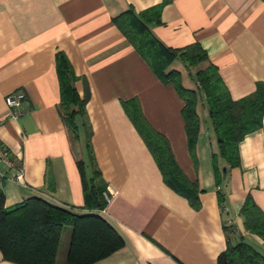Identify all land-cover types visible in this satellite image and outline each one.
Returning a JSON list of instances; mask_svg holds the SVG:
<instances>
[{
	"label": "crops",
	"instance_id": "0c3cea01",
	"mask_svg": "<svg viewBox=\"0 0 264 264\" xmlns=\"http://www.w3.org/2000/svg\"><path fill=\"white\" fill-rule=\"evenodd\" d=\"M158 6V14L150 12ZM130 10L150 12L147 27L163 46L182 49L198 43L206 52L208 62L191 73L180 60L170 65L180 72L184 88L196 90L194 75L208 65L217 69L235 101L264 85V0H0V144L14 164L13 169L0 166L5 207L38 197L78 215L92 213L78 168L83 162L91 178L87 141L85 160L78 157L82 129L100 173L96 184L104 188L103 195L116 192L104 210L93 213L124 240L122 248L93 264H216L228 245L240 241L264 256V240L245 229L240 215L247 196L264 214V115L262 127L239 143V166L231 168L219 155L200 98L194 164L183 101L172 85L158 80L115 25L114 19ZM58 53L71 65L78 95L86 98L85 116L76 118L78 140L59 113ZM15 92L24 99L21 113L11 117L15 109L5 99ZM131 100L167 139L187 179L198 183V210L165 185L124 112L122 103ZM18 170L19 182L14 179ZM69 239L70 229L61 234L55 264H64ZM0 264L16 263L0 252Z\"/></svg>",
	"mask_w": 264,
	"mask_h": 264
},
{
	"label": "trees",
	"instance_id": "16d2710c",
	"mask_svg": "<svg viewBox=\"0 0 264 264\" xmlns=\"http://www.w3.org/2000/svg\"><path fill=\"white\" fill-rule=\"evenodd\" d=\"M161 6L150 10L160 11ZM149 11L142 15L127 11L114 19L115 25L136 52L147 62L154 75L164 85H172L183 101L181 116L189 154L196 159V141L200 129L197 103L203 98L209 121L219 149V155L231 168L239 166L238 145L244 137L262 127L264 115V85L240 100H233L217 69L208 65L194 75L196 90L183 87L179 71L169 69L175 60L196 68L208 62L206 52L198 43L182 49L163 46L150 33L147 24ZM60 88L59 113L73 140H78L77 117L85 116L86 98L75 90V75L64 54L56 55ZM122 107L134 128L152 155L165 185L187 200L194 210L200 208L199 185L191 182L179 168L166 138L157 133L144 119L137 100L123 102ZM87 157L92 165V176L86 178L83 162H78L86 196V209L92 213L78 215L49 202L31 197L19 204L5 207L4 193L0 190V252L4 260L16 264H55L61 234L70 229V239L64 264H93L124 246L116 229L100 215L107 207L104 188L96 184L100 173L94 169L89 144ZM216 178L219 171L215 162ZM222 197L219 196V201ZM240 215L247 231L264 240V214L251 196H247ZM216 264H264V256L244 241L228 245L217 257Z\"/></svg>",
	"mask_w": 264,
	"mask_h": 264
},
{
	"label": "built area",
	"instance_id": "2783aa9c",
	"mask_svg": "<svg viewBox=\"0 0 264 264\" xmlns=\"http://www.w3.org/2000/svg\"><path fill=\"white\" fill-rule=\"evenodd\" d=\"M23 99H24V94L22 92H15L14 94L6 97V99H5L6 106L10 109H15V111L10 114L11 117H16L21 113L19 111V108H20V105H21V102ZM0 166L5 168V169H13L14 168V164H13V162H11V160L9 158V154L2 147L1 144H0ZM2 177L3 176L0 173V178H2ZM21 178H22L21 172H20V170H18L14 175V179L17 182H19V181H21ZM114 194H116L115 190H112L111 193H105L104 194L105 200L107 202H109Z\"/></svg>",
	"mask_w": 264,
	"mask_h": 264
},
{
	"label": "rangeland",
	"instance_id": "374dc122",
	"mask_svg": "<svg viewBox=\"0 0 264 264\" xmlns=\"http://www.w3.org/2000/svg\"><path fill=\"white\" fill-rule=\"evenodd\" d=\"M185 70H187L189 73L193 72L191 67H188V66L186 67ZM80 128H81V126H80ZM82 135H83V131L81 129V140H82L81 143H80L81 152L78 154V157L81 160H85V152H84V148H83V145H84L83 142L87 141L90 144V137L88 136V138L86 139ZM84 139H86V140H84ZM87 172H88V169H87ZM68 231H69V228L65 227L63 232H62L63 237L66 236Z\"/></svg>",
	"mask_w": 264,
	"mask_h": 264
}]
</instances>
